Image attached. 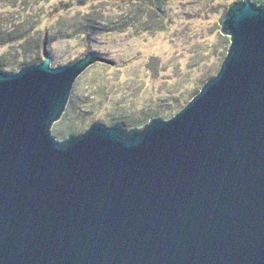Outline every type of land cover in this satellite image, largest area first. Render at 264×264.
Segmentation results:
<instances>
[{"label": "water", "instance_id": "95a60500", "mask_svg": "<svg viewBox=\"0 0 264 264\" xmlns=\"http://www.w3.org/2000/svg\"><path fill=\"white\" fill-rule=\"evenodd\" d=\"M226 18L218 75L145 127L55 137L109 54L0 71V264H264V4Z\"/></svg>", "mask_w": 264, "mask_h": 264}, {"label": "rangeland", "instance_id": "374dc122", "mask_svg": "<svg viewBox=\"0 0 264 264\" xmlns=\"http://www.w3.org/2000/svg\"><path fill=\"white\" fill-rule=\"evenodd\" d=\"M242 1L51 0L37 6L36 0H0V28L12 32L38 18L42 9L47 12L42 13L41 30L59 20L74 27L72 37L55 42L48 55L55 57L53 66L70 65L92 53L113 59L101 58L76 81L72 95L79 100L78 112L101 124L118 118V125L136 126L159 110L173 108L168 117H174L218 75L231 42L224 34L226 16ZM54 6L60 10L53 11ZM85 21L91 31L81 35L77 26ZM15 52L14 47L0 45V65L14 61ZM41 56L43 61L46 56ZM25 57L21 54L18 60ZM71 118L55 123V137L79 136L94 124L70 135L76 116Z\"/></svg>", "mask_w": 264, "mask_h": 264}, {"label": "trees", "instance_id": "16d2710c", "mask_svg": "<svg viewBox=\"0 0 264 264\" xmlns=\"http://www.w3.org/2000/svg\"><path fill=\"white\" fill-rule=\"evenodd\" d=\"M50 2L51 0H36L35 3L38 6ZM254 2L258 4H264V0H254ZM66 6L70 7L69 5ZM29 8L30 7L27 6L26 4V9L28 10ZM58 10H60V8L54 6L53 11L57 12ZM64 10L67 9L64 8ZM41 12L43 14H46L47 11L42 9ZM42 13L39 12L38 18H30L28 22L26 20V23L21 24L17 27L15 26L16 28L12 32L3 31L0 28V45L1 46L9 45L11 47H14V49H16L15 53L17 55L14 58V61H9L5 65L3 64L0 65V71L4 73L12 74L20 71L24 67L39 64L42 62V56H41L42 53H44L45 56L52 55L53 48L57 40L62 38L65 39L68 37H72L69 36L71 34L70 29L74 30V27L65 26V24H63L61 20L57 21V23L54 24L51 28H46L45 30H41L40 23H42L41 21L43 18ZM77 27H79L77 31L81 35H87L91 31V27L89 26V23L87 21H85L83 24H79ZM35 32L37 34H35ZM42 35L44 36L42 37ZM21 54L26 56L25 60H18ZM78 101L79 100L77 96L71 94L68 105L62 117L63 122H67L72 119L71 117L76 116V120L74 122H71L72 127L67 132L70 135L76 133V130L79 129V127L86 126L92 121L87 117V114L83 115L81 114V112H78L77 110V105L79 103ZM171 111H173V108H168L167 110H159L156 114L155 113L149 114L148 118H145L142 122L135 123L134 125L143 126L147 124L152 118L159 116H163L164 118H169L168 116L170 115ZM92 122L96 124L100 121L94 120ZM119 123L120 122L118 118H112L106 120V124H108V126H116ZM94 124H91V126Z\"/></svg>", "mask_w": 264, "mask_h": 264}]
</instances>
